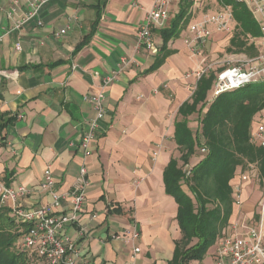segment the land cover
I'll use <instances>...</instances> for the list:
<instances>
[{
	"label": "crops",
	"instance_id": "0c3cea01",
	"mask_svg": "<svg viewBox=\"0 0 264 264\" xmlns=\"http://www.w3.org/2000/svg\"><path fill=\"white\" fill-rule=\"evenodd\" d=\"M183 5L174 0L169 22L155 31L158 53L153 54L137 48V34L154 0H46L38 16L18 30L13 27L27 11L25 0H0V34H5L0 117L13 119L0 135V178L15 190H36L50 166L55 189L67 194L87 167L86 208L80 226L67 231L81 249L79 264H170L182 238L178 205L166 193L164 172L179 153V109L197 87L186 75L207 65L209 57L189 49L180 24L179 37L167 44L173 54L151 69L164 46L161 31ZM9 11H14L13 19L7 18ZM66 28L65 35L57 36ZM212 45L207 53L213 52ZM123 61L127 65L117 81L103 89V77L119 70ZM100 92L107 115L84 151L80 141L96 117L91 97ZM241 196L224 236L233 234V224L245 234L260 222L257 182L244 183ZM50 200L48 194L34 192L20 203L38 208ZM68 210L64 203L61 211ZM134 232L139 239L130 238ZM217 249L218 242L202 262L191 264H215Z\"/></svg>",
	"mask_w": 264,
	"mask_h": 264
},
{
	"label": "trees",
	"instance_id": "16d2710c",
	"mask_svg": "<svg viewBox=\"0 0 264 264\" xmlns=\"http://www.w3.org/2000/svg\"><path fill=\"white\" fill-rule=\"evenodd\" d=\"M226 3L232 5L236 21L228 51L255 57L258 51L251 40L261 36L257 22L246 6L228 0ZM186 13L185 4L170 27L161 31L164 46L151 71L173 54L167 44L179 37ZM88 39L89 36L80 47ZM216 78L211 73L198 82L191 100L179 109L181 119L175 123L180 158L171 159L164 172V183L166 193L178 205L177 221L182 238L176 242L170 264L202 262L230 227L236 206L235 187L241 178L247 174L251 180L261 183L264 178V150L251 142L257 116L264 112V83L248 85L211 101ZM195 115L199 116L201 125V131L196 134L190 127V119ZM12 120L0 117V135ZM198 156L202 159L185 170ZM0 182L9 187L4 179L0 178ZM184 184L190 194L184 190ZM10 214L0 201V264H44L31 260L19 248L26 228Z\"/></svg>",
	"mask_w": 264,
	"mask_h": 264
},
{
	"label": "built area",
	"instance_id": "2783aa9c",
	"mask_svg": "<svg viewBox=\"0 0 264 264\" xmlns=\"http://www.w3.org/2000/svg\"><path fill=\"white\" fill-rule=\"evenodd\" d=\"M187 2L186 16L181 25L186 28L189 37L185 44L197 56L211 57L213 52H206L210 48L216 35H231L236 27L232 5L226 0H215V10L206 11V0H181ZM231 3L242 4L250 11L258 24L261 36L252 39L258 51L255 57H244L240 65L226 69L216 74L211 101L219 96L239 90L252 84L264 83V0H228ZM46 0H25L27 11L14 24L13 29H21L28 21L38 16ZM174 0H154V8L146 15L143 25L137 34V48L157 54L158 49L153 43L155 31L164 28L171 17V7ZM14 11L6 13L8 19H13ZM68 28L61 30L57 36L67 33ZM5 34H0V48ZM17 50H21L18 46ZM205 52L207 53L205 55ZM127 65L123 61L119 70L104 76L103 89L108 88L117 81L119 74ZM213 71V64L208 63L198 71L188 73L187 78H193L196 83ZM105 94L100 92L91 97L96 117L90 121L89 130L80 141V148L88 151L91 143L96 139L99 123L106 118ZM251 142L264 150V122H257L251 133ZM251 179L246 174L235 187L236 206L242 204L241 190L244 183ZM88 169L83 167L77 184L67 194H61L56 189V179L50 166L46 168L39 186L35 189L22 187L13 189L0 182V201L2 205L9 206L10 215L19 224L24 225V231L19 248L27 252L30 257L36 258L44 264H79L81 249L75 240L67 233L68 228L80 226L81 215L85 211L87 191L90 188ZM34 192L48 194L50 202L38 208H25L20 201ZM64 203L69 205L68 211H61ZM260 222L257 226L247 227L245 234H240L241 226L232 225V235H225L218 241L217 259L215 264H264V198L259 202ZM82 235L84 229L80 228ZM137 232L131 234L132 240L139 239ZM118 236L117 239H121ZM141 250L135 249V254Z\"/></svg>",
	"mask_w": 264,
	"mask_h": 264
},
{
	"label": "rangeland",
	"instance_id": "374dc122",
	"mask_svg": "<svg viewBox=\"0 0 264 264\" xmlns=\"http://www.w3.org/2000/svg\"><path fill=\"white\" fill-rule=\"evenodd\" d=\"M183 4L188 5L187 2H184ZM215 5H216L215 0H206V2H205V6H207L206 11H210V12L214 11ZM180 36L182 39H186L190 35L188 33V30L186 28H184L181 31ZM230 39H231V35H221V36L217 37L215 39L216 41H214L212 43L213 44L212 45L213 53H212L211 57L208 58V63L213 64V71L211 73H213L215 75L225 71L228 68L240 65V62L244 57H249L247 54H244V53H241V54L230 53L228 51V48L230 47ZM191 122H192L191 127H192L193 132L195 134L200 132L201 131V125H200L199 116L195 115ZM257 122L258 123L264 122V112L262 113V115L257 116ZM179 158H180V153H177V159H179ZM201 159L202 158L199 156L197 158H195L189 167H185V170L190 169L192 166L197 164ZM180 166H182L181 162H180ZM257 184L260 187V192H261V196L263 199L264 198V178H263L262 183H261V181L258 180ZM183 188L188 194H190L186 184L183 185ZM34 259H36V258L31 257V260H34Z\"/></svg>",
	"mask_w": 264,
	"mask_h": 264
}]
</instances>
